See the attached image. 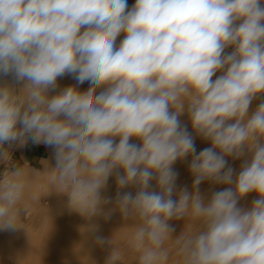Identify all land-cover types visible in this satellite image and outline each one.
<instances>
[{
    "label": "clouds",
    "instance_id": "1",
    "mask_svg": "<svg viewBox=\"0 0 264 264\" xmlns=\"http://www.w3.org/2000/svg\"><path fill=\"white\" fill-rule=\"evenodd\" d=\"M0 75L22 84H0V162L10 161L6 143L53 147L45 173L88 217L110 203L100 193L114 173L118 188L137 186L117 204L135 221L138 264H264V102L249 116L264 94V0H0ZM65 75L90 87L50 96ZM185 112L211 142L198 155ZM245 149L234 178L225 157ZM190 155L193 191L174 200L172 166ZM205 180L234 188L205 200ZM26 188L24 167L0 177V229L20 227ZM174 219L185 221L176 237ZM117 261L113 251L106 264Z\"/></svg>",
    "mask_w": 264,
    "mask_h": 264
},
{
    "label": "bare ground",
    "instance_id": "2",
    "mask_svg": "<svg viewBox=\"0 0 264 264\" xmlns=\"http://www.w3.org/2000/svg\"><path fill=\"white\" fill-rule=\"evenodd\" d=\"M131 2V1H130ZM129 2V3H130ZM133 3L131 4V5H134V3H135V1L133 0L132 1ZM127 3H128V1H127ZM131 5H130V7H131ZM231 51H233V48H231V47H229V48H227L226 49V52L227 53H230ZM9 77H12V76H9ZM0 78H2L1 77V75H0ZM5 78H7V77H5ZM13 78V77H12ZM0 81H1V79H0ZM3 81H6V80H4V76H3ZM13 81V79H11V83H13L12 82ZM2 82V81H1ZM7 82V81H6ZM9 83V82H8ZM14 83H16V82H14ZM2 84V83H1ZM4 84H6V83H4ZM18 84V83H17ZM10 85V84H9ZM57 85H58V87L55 89V90H53V91H50L49 92V95L50 96H52V95H56L59 91H61L63 88H66V87H68V86H76L77 88H78V90L79 91H86L89 87H90V84L89 83H87V81L86 82H84L83 84H78L77 83V81L74 79V77L73 76H63V77H60V78H58V80H57ZM11 86V85H10ZM12 87H15V85L13 86V84H12ZM18 87H19V84H18ZM16 88V87H15ZM18 89V88H17ZM98 91V90H97ZM261 102H264V94H261V95H258L255 99H253V101H252V103L250 104V107H249V116L251 115V114H253L254 113V111L256 110V108L258 107V105L261 103ZM185 118H187V120L185 119ZM179 119H180V121H181V125H182V127H185L186 129H187V131H188V133L192 136V138H193V141H194V145H195V149H196V153L195 154H199V152L200 151H202V150H204L205 148H209V147H211V142L210 141H207V140H205V139H203L201 136H199V135H197V133L194 131V129L192 128V125H191V122L189 121L190 120V118H189V115L187 114V112H185L184 114H182L180 117H179ZM117 142H118V138H117ZM130 142H132V143H137V144H139L140 142L138 141V140H136L135 138H133ZM48 147H51V146H48ZM52 148V147H51ZM51 148H49V149H51ZM246 151V150H245ZM22 154V153H21ZM246 155V154H245ZM249 155V153H247V156ZM191 158H192V156L190 155V156H187V157H185L184 159H178L174 164H173V170L178 174L177 175V178H176V181H175V183L176 182H178V183H181L182 184V186L185 188V189H187L189 192H192L193 190H192V185H193V181H194V179L195 178H193L192 176L190 177V174H191V172L190 171H186V167H184V166H187V164H190L191 163ZM243 158V157H242ZM244 158H246V157H244ZM243 158V159H244ZM193 159V158H192ZM239 159V161H240V158H237V160ZM243 159H241L242 161H244ZM247 159H249V157H247ZM50 161V160H49ZM48 163V158H46V160H45V162H43V163ZM227 162H228V160H227ZM51 163H53V167H52V169L55 167V161L54 162H50V163H48L47 165H50ZM47 165L46 166H43V167H47ZM228 165H230V164H228ZM189 166V165H188ZM226 166H227V164H226ZM182 167H184L183 168V170H181V171H177L178 170V168H182ZM229 167H231V165L229 166ZM48 169L50 168L49 166L47 167ZM46 168V169H47ZM51 169V168H50ZM49 169V170H50ZM51 169V170H52ZM233 169V168H232ZM25 170V169H24ZM43 170V172H44V174H45V171L46 172H51V171H49V170H45L44 171V169H42ZM189 170V169H188ZM29 172H31L30 170H29ZM36 172V171H35ZM38 172H39V174H38ZM40 170L38 169V171L36 172V174H38V175H43V177H44V174H40ZM119 172H120V174L122 175L123 174V172H122V170H119ZM32 173H30V175H31ZM26 175H27V188H26V192H25V197H24V201H23V204L26 206V208H27V210H29V206L31 205V204H33V203H35L34 201H36V197H37V194H38V191H41V192H43V193H45L46 194V196H47V198H48V196H51L49 199L51 200L52 198H54L53 197V193L55 192L54 190L56 189V187L58 188H61L62 189V187L59 185V184H57L54 180H53V178L51 177V178H48V176H45V177H47L48 179V181H49V179H51L52 181H53V184L52 183H50V184H52V185H49V188H50V186H51V190L53 189V188H55L54 190H52V192L53 193H51V195H47L48 193H50L51 192V190L48 188V186H47V184H46V186H47V188H45V190H46V192H45V190L43 189V190H39L36 186L38 185L36 182L37 181H43V179H44V181L43 182H47V180L45 179V177L44 178H42V177H40V176H38V175H35L36 177L38 176V178H39V180H35V176L34 175H32V177H30V175H28V173H26ZM47 175V174H46ZM29 177V178H28ZM33 177H35L34 178V180L32 179ZM40 178H42V179H40ZM32 180L33 182L34 181H36V182H34V184L36 183V185L34 186V187H32V184H33V182L31 183L29 180ZM50 180V182H52ZM28 181L31 183V184H28ZM211 182V181H210ZM208 180H205V181H203L200 185H199V192L200 191H202V190H206L207 191V195H208V197H207V195H205L206 193H203L205 196H203V198H208V199H210V197H211V195L213 194V193H215V191L217 190V191H220L219 189H221V188H223V189H221V190H224V189H226L227 188V186L224 188L223 186H219L218 185V187H217V189L215 188V190H214V187H213V189L212 188H210V187H212V182L210 183ZM49 183V182H48ZM177 183V184H178ZM33 184V185H34ZM175 185V186H180L181 188H182V186L181 185ZM186 186V187H185ZM213 186H214V184H213ZM37 188L38 189V191H36L35 192V190L33 189V188ZM180 187H174V192H173V196L175 197V200L176 199H178V193L181 191V190H184V188L183 189H180ZM60 189V190H61ZM50 190V191H49ZM149 190L150 191H159V188L157 187V183H156V180H155V178L151 181V184H150V186H149ZM192 190V191H191ZM56 191H59V189H56ZM138 191V188H137V186H134V185H130V186H126V187H124V188H118L117 187V183H116V174L114 173L112 176H110L109 177V179H108V181H107V185H106V187L105 188H103L102 190H101V196L102 197H104V198H109L110 199V203H108V204H103V205H101V211L98 213V214H96V215H94V216H92V217H96V216H98L99 218H100V220H101V218H103L104 220H106V219H108V224H106V223H104V224H106V225H103V226H101V224L99 223V222H97V219L99 220V218H95L93 221L94 222H96L97 223V226L95 225L96 223H94V222H92V226H96L98 229H96V232L93 230L94 228L92 227V230L94 231V233H92L93 235H91L87 240H85V242L86 243H84V239H83V241H81L80 239H82V238H80L78 235H76V234H78V233H75V234H72V233H74V231L73 230H71V231H73L71 234L72 235H70L69 237H66V236H63V235H60V234H58V235H60V236H54L52 239H53V241L54 242H52L53 243V245H52V243H47V242H49L47 239H46V236H47V234H49V227H51L52 228V226H53V228H58V230H59V232H60V230H63L64 228H65V230H67V231H69L68 229L70 228V225L71 226H73L72 224H69L70 222H75V223H77V221H79V220H84V219H91L90 217H88V216H86V215H83V214H81L80 212H78V211H75V210H71L70 208H69V210H64L65 212L66 211H68L66 214H65V216H64V218H67V219H65L66 221L67 220H69L70 222L67 224V226L66 225H63L64 223H65V220L63 221L62 220V218L60 219L59 218V216L57 215L58 213H57V211L59 210L58 208H56L57 206H61V204H63L64 203V205L66 206V202H68V200H69V197L65 194H62V197L61 198H57V195H56V198L57 199H55L54 198V200L52 201V203H50V204H48V203H46L45 202V204L46 205H49L48 207H49V209L45 212V207L46 206H43V204H42V206H40L39 205V203H38V205L40 206V207H38V209L37 210H39L38 211V213L40 214V213H43V211L47 214V216L49 215L50 217H47L46 218V215H43V214H35V216H34V213H33V217H29V218H31L32 220H27L28 222H33L34 223V225H36L38 222L40 223H38V226H40L39 228H38V231L40 230V232H38L37 231V233H36V231L34 232V230L35 229H31L32 227H31V225H29L30 226V228L29 227H27V229L29 230V229H31V230H29L28 231V235H24L23 234V228H25L26 226V223H28V222H26V223H24V222H21L20 223V227H17L18 228V230H20V228H21V232L20 231H18L17 230V228H14V229H0V239L2 240V241H0V248L3 250L2 252H4L6 249H8V250H10L11 248L14 250V247L16 246V247H19L18 245H16L17 243L20 245V249H22V244L23 243H25V246H26V243H27V248L26 247H24L23 246V249L25 248L27 251L26 252H28L29 251V247L30 248H32L33 249V251H34V254H35V252H36V250H35V248H33V247H36V245L35 246H33V245H29L28 244V242H29V239H32L31 238V236H33V234L35 235V233H36V235L38 236L39 235V233H40V235H39V237L38 238H40V239H43L41 242H43L44 241V243L45 244H43V246L42 247H44L45 245H46V243H47V245L48 244H51V245H48V247L49 246H51V247H49V249L47 248V247H45L46 249V252L45 251H43L44 252V254H45V256H51V257H49V258H45L46 259V263L47 264H52V262H50V263H48L49 262V260L50 261H53V260H51V259H56V257L55 256H57V255H59V256H61V253H63V252H70V253H72L73 252V250H74V247H77L78 246V244H79V242L78 241H80V244H82V246L85 244V245H88V244H90V245H94V247H95V245H96V247H95V249H93V251H96L95 253H97V254H92V253H85V252H87V251H85L84 253H81L80 252V250H81V248H79V253L80 254H78L77 253V255L75 254V256H73L74 257V264H106V261L108 260V258L110 257V255L112 254V252L114 251V250H117V249H119L118 251H119V253H118V251H115V253L117 252L118 254V256H119V261H117V264H134V262H133V256H135V255H133V254H136L135 253V251L132 249V247H131V236H132V226L134 225V223H135V221H133L132 219H124L123 217H122V215H121V213H120V211H119V208H118V204H117V195L119 194L120 196H122L124 193H128V192H131L132 193V195L133 196H135V194H136V192ZM216 191V192H217ZM41 192H39V193H41ZM55 194H58V193H56L55 192ZM39 195V194H38ZM64 195V196H63ZM58 196H59V194H58ZM253 197V196H252ZM252 197H250V199H252ZM257 198V197H256ZM48 199V200H49ZM207 199V200H208ZM245 198H242L241 200H244ZM250 199H249V201H250ZM38 200V199H37ZM58 200V201H57ZM241 200H239V201H241ZM247 202L248 204H252V201H250V202ZM53 202L56 204V203H58L56 206H55V204L54 205H52L53 204ZM242 202V201H241ZM245 202V200L243 201V203ZM87 204V203H86ZM239 204V203H238ZM240 204H242V203H240ZM243 205V204H242ZM51 206L53 207V206H55V208L57 209H54V207L53 208H51ZM63 206V205H62ZM64 206V207H65ZM80 206V205H79ZM82 206V205H81ZM36 207V206H35ZM45 209H43V208ZM67 207V206H66ZM87 207H88V204H87ZM250 207V206H249ZM40 208V209H39ZM248 208V207H247ZM50 209L51 210H55L54 212V215H53V213H52V216H54V217H52L51 216V213L49 214V211H50ZM61 209V208H60ZM63 209H66V208H63ZM63 209H61V210H63ZM83 209V208H82ZM36 208H35V213H36ZM42 212H41V211ZM92 210V205L90 204L89 205V208H88V210L86 211V212H90ZM34 211V210H33ZM60 211V210H59ZM85 211V210H84ZM53 212V211H52ZM22 213H23V210H22ZM22 213H21V215H22ZM30 214V213H29ZM25 215V214H24ZM32 214H30V216H31ZM58 217H57V216ZM63 215H64V212H63ZM23 216V215H22ZM37 216H39V218L40 219H38L37 218V220L35 221V219H36V217ZM42 216V217H41ZM45 216V217H44ZM56 216V217H55ZM26 217V216H25ZM24 217V218H25ZM35 217V218H34ZM22 218V217H21ZM42 218V219H41ZM50 220H49V219ZM59 218V220L58 221H54V219L55 220H57ZM106 218V219H105ZM45 219H47V220H45ZM88 219V220H89ZM93 219V218H92ZM48 220H49V222H48ZM24 221V220H23ZM38 221V222H37ZM45 221H47L46 223H45V225H44V222ZM59 221H63L62 223H60ZM92 221V220H91ZM91 221L89 222V223H91ZM174 221H176L177 222V220H174ZM30 222V223H31ZM35 222H36V224H35ZM42 222V223H41ZM56 222V223H55ZM60 224H59V223ZM83 222H85V221H83ZM87 222V221H86ZM85 222V223H86ZM33 223H32V226H33ZM100 224V226H98L99 224ZM170 223V225L174 228V232L172 233V235L173 236H175L176 235V233H178V231L176 232L175 230L177 229V227H176V229H175V225L173 226V224L175 223V222H169ZM173 223V224H172ZM47 224V225H46ZM54 224V225H53ZM176 224V223H175ZM28 225V224H27ZM41 225H43V226H41ZM78 225V224H77ZM87 225V224H86ZM177 225V224H176ZM85 226V225H84ZM44 227H46V228H44ZM88 227V226H87ZM180 229H181V226H178ZM189 227H191L190 225H189ZM44 228V229H43ZM68 228V229H67ZM73 228V227H72ZM74 228H76V225L74 226ZM85 228V227H84ZM178 228V229H179ZM183 229H184V227H182ZM43 229V230H42ZM77 229V228H76ZM89 229V228H88ZM32 230H33V232H32ZM42 230V231H41ZM46 230L48 231V232H46ZM65 230H63V231H65ZM79 230V229H78ZM86 230V229H85ZM90 230H91V227H90ZM91 230V231H92ZM46 232V233H43V232ZM63 231H61L62 233H65V232H63ZM84 231V230H83ZM87 232H88V230H86ZM86 231H85V233H86ZM92 231V232H93ZM51 232H53V231H51ZM78 232V231H77ZM90 232V231H89ZM33 233V234H32ZM32 234V235H31ZM54 234H56L55 232H54ZM35 235V236H36ZM90 234H88V236H89ZM53 236V235H52ZM81 236V235H80ZM176 236H179V235H176ZM175 236V237H176ZM98 237H103V238H105V242L104 243H99L98 242V240H97V238ZM84 238H85V236H84ZM111 238H112V241H111V243L109 242L110 240H111ZM33 241V240H32ZM38 241V240H37ZM46 241V242H45ZM40 242V240L38 241V243ZM40 242V243H41ZM78 242V243H77ZM82 242V243H81ZM31 243V242H30ZM33 243V242H32ZM31 243V244H32ZM88 243V244H87ZM37 244V243H36ZM46 245V246H47ZM77 245V246H76ZM40 246V244L38 245V251H41V246ZM89 246V245H88ZM87 246V247H88ZM90 247V246H89ZM93 247V248H94ZM17 249V248H15V249H17V251L18 252H16V251H12V250H10V251H7L8 253H9V255L11 254V253H13V256L11 255V257H13V258H15L16 256H14V255H16V253H18L17 254V256L19 255V258L18 259H20L21 257H20V253L23 251V250H20V249ZM36 248V249H37ZM85 248V246L83 247V249ZM92 248V247H91ZM0 249V250H1ZM24 249V250H25ZM83 249H82V251H83ZM88 249V251H90L89 250V248H87ZM20 250V251H19ZM49 250V251H48ZM97 250L100 252L101 251V253H103V254H99V252H97ZM121 250L124 252L122 255H121ZM12 251V252H11ZM31 251V250H30ZM33 251H31V253L33 252ZM75 251H77V250H75ZM91 251H92V249H91ZM90 251V252H91ZM1 252V251H0ZM11 252V253H10ZM16 252V253H15ZM20 252V253H19ZM25 252V253H26ZM78 252V251H77ZM106 252H109V253H106ZM24 252H22L21 253V256L23 257L25 254H23ZM39 253H40V255H39ZM39 253H37L36 252V254H38L39 256H38V258H36V256L32 253V255H34V256H32V257H35V259L37 260V261H39L38 259L39 258H41V255H42V253L41 252H39ZM74 253V252H73ZM1 254H3V253H1ZM0 254V255H1ZM4 254H6V252H4ZM23 254V255H22ZM30 253L28 252V256H27V253H26V255H25V259H26V263H24L21 259H20V264H22V262H23V264H27L28 263V260H29V256L31 255H29ZM72 255V254H71ZM123 255H125L124 257H123ZM138 255V254H137ZM52 256H54L55 258H53ZM91 256H94V257H92V258H94L93 259V262L91 261ZM5 257H7V254H6V256ZM4 257V258H5ZM27 257V258H26ZM31 256H30V258L31 259H33ZM61 257H63V256H61ZM61 257L59 258V262H60V259H61ZM12 258V259H13ZM24 258V257H23ZM22 258V259H23ZM51 258V259H50ZM57 258H58V256H57ZM64 258V257H63ZM124 260H123V259ZM11 259V258H10ZM11 259V260H12ZM17 259V258H16ZM25 259H23V260H25ZM30 259V261H34V260H31ZM42 259V258H41ZM47 259H49V260H47ZM65 259V258H64ZM132 259V260H131ZM135 259V258H134ZM4 259H2V261H3ZM5 260H6V258H5ZM3 261V262H5L6 264H7V262L9 261V258L7 257V261ZM71 260H72V258H71ZM57 261V260H56ZM56 261H54V263L56 262ZM63 261V260H62ZM0 262H1V260H0ZM10 262V261H9ZM14 262H16V261H12V263H14ZM18 262V263H19ZM44 261H42V263H43ZM58 262V261H57ZM58 262V263H59ZM66 262V261H65ZM82 262V263H81ZM2 263V262H1ZM0 263V264H1ZM4 263V264H5ZM29 263H31V262H29ZM40 263V262H39ZM45 263V264H46ZM66 263H68V262H66ZM3 264V263H2ZM9 264H11V262L9 263ZM14 264H16V263H14ZM32 264V263H31ZM36 264V263H35ZM41 264V263H40ZM59 264H63V262H60ZM68 264H70V263H68Z\"/></svg>",
    "mask_w": 264,
    "mask_h": 264
},
{
    "label": "rangeland",
    "instance_id": "3",
    "mask_svg": "<svg viewBox=\"0 0 264 264\" xmlns=\"http://www.w3.org/2000/svg\"><path fill=\"white\" fill-rule=\"evenodd\" d=\"M127 1H128V7L131 8V7H132L131 4L133 3V2H132L133 0H127ZM130 1H131V2H130ZM134 1H135V0H134ZM129 2H130V3H129ZM130 5H131V7H130ZM122 39H123V35H121L120 37H118V39H117V43H119V41L122 40ZM220 74H221L220 72H217L216 75L213 77V80L216 79V77L219 76ZM9 76H12V75L4 76V80H6V81H7V82H6V81H3V76L1 75L2 78H0V79H1L2 82L0 81V84H1V83H2V84L6 83V85H9V84H10L11 86H12V84H13V86L15 85L16 89L18 88L17 90H19V88L22 86V84L18 83V84H19V87H18V84H17V82L15 81L14 77L12 76V77H13V78H12V77H9ZM65 76H72V75H65ZM5 77H7V78H5ZM11 79H13V81H12L13 83L10 82ZM8 82H9V83H8ZM14 82H16V83H14ZM87 83H89V82H87ZM15 87H14V88H15ZM98 92H99V89H98ZM185 119L187 120V118H185ZM189 121H190V120H189ZM190 122H191V121H190ZM5 148H6V149L8 150V152L10 153V161H8V162H0V177H2L3 173H4L6 170L11 169V168H14V167H24V169H25V175H26V173H28V175H30V173H32V174L30 175V177H32V175H34V176H35V175H38L39 172H38V174H36V172L38 171V169L41 171L40 174H41V173L44 174V172H43L42 169H44V171H45V170H49L50 168L52 169V167H53V163H51L50 165H47V164L50 163L51 161H52V162L55 161V158H54V148H53V147H52V148H51V147H48L47 145H45V144H43V143H39V144L33 143L30 139H29L28 142H27L25 145H23V146H21L19 143H13L11 146H9V145L6 143V144H5ZM49 148H51V149H49ZM245 150H246V151H245V154H246L245 157H246V158L249 157V159H250V158H251V155L249 154V155L247 156V153H248V152H247V149H245ZM21 153H22V154H21ZM46 158H48V163H47V162H46V163H43V162H45ZM192 158H193V156H192ZM192 158H191V160H192ZM243 158H244V157H243ZM243 158L241 157V158H240V161H239V159L237 160V158H233V157H231V156L225 157L226 161L228 160L226 168L229 167V166L231 165V168H233V175H234V178H235V176H237V175L239 174V171L241 170V165L243 164V161H242L241 159H243ZM244 159H245V158H244ZM244 159H243V160H244ZM49 160H50V161H49ZM191 160H190V161H191ZM228 164H230V165H228ZM46 165H47V167L49 166L50 168L48 169V168L46 167V168H47V169H46L45 167H43V166H46ZM188 165H190V164H187V166H184V167H186V168H185L186 171H190V170H188V169H189V166H188ZM184 167H182V168H178L177 171H181V170H183ZM51 169H50L49 171H51ZM29 170H30L31 172H29ZM33 170L36 171V172H33ZM45 172H46V171H45ZM38 176H40V177H42V178H44L45 176H48V178H51L50 175H48V174L46 175V173L44 174V177H43V175H38ZM38 176H37V177L35 176L36 178L33 177L32 179L34 180V178H35V180H36V179L38 178ZM191 176L193 177L192 174H190V177H191ZM26 177H27V175H26ZM28 178H29V177H28ZM42 178H40V179H42ZM48 178L45 177L46 180H47ZM193 178H195V177H193ZM26 179H27V178H26ZM37 180H39V178H38ZM50 180H51V179H49V181L47 180V182H46V181L43 182V181H44V179H43V181H42V180H41V181L39 180V181H37V182H36V181H34V182H36V183L38 184L36 187H37L39 190H43V189L45 190V188H47V186H48V188H49V185H52V184H53V181L51 180L52 182H50ZM29 181H30L31 183L33 182L31 179H30ZM29 181H28V184H31ZM34 182H33V184H34ZM48 182H49V183H48ZM209 182H210V181H209ZM36 183H35L34 185L32 184V187H34V186L36 185ZM50 183H52V184H50ZM177 183H178V182H176L175 185H176ZM210 183H211V182H210ZM46 184H47V186H46ZM178 184L182 186L181 183H178ZM178 184H177V185H178ZM213 184H214V186H213ZM211 185H212V187H210V188L213 189V187H214V190H215V188L217 189L218 185H219V186L221 185V186H223L224 188L227 186L226 184H216V183H213V182H212ZM221 186H220V187H221ZM36 187L33 188V189L35 190V192L38 191V189H37ZM174 187H177V188H178V187H180V186H174ZM185 187H186V186H185ZM228 187H233V188H234V185H228L227 188H228ZM50 188H51V186H50ZM50 188H49V189H50ZM183 188H184L183 186H182V188L180 187V189H183ZM54 189H55V188H53L52 190H54ZM56 189H59V191H60L61 188H59V187L57 188V187H56ZM56 189H55L54 191H55L56 193H58L59 196H58V194H55L54 191H53V192H54V193H53L51 189H50L51 192L48 193L47 195H51V193H53L52 195H53V197H54L55 199H57L58 197L61 198L63 193H59V192H57ZM184 189H185V188H184ZM221 189H223V188H221ZM221 189H219V190L222 191ZM46 190H47V189H46ZM46 190H45V192H46ZM50 190H49V191H50ZM61 190H62V189H61ZM192 190H193V188H192ZM192 190H191V191H192ZM217 190H218V189H217ZM217 190H216V191H217ZM216 191H215V192H216ZM39 192H41V191H38V194H39V195L37 194L36 201H34L35 203H33V204H31V205L29 206L30 208H29V210H27V212H26V211H23V213H22L23 216H22V218H21V222L26 223V222H28L29 220H32V219L29 218V217H33V213H34V216H35V214H39V213H38L39 210H37V209H38V207L42 206L43 203H44L43 206H46V207H45L46 210L42 207V208L45 210V212L49 209L50 206H49V205H46L45 202L47 201L46 203L50 204V203H52V201L54 200V198H52L53 200H52V199L50 200L49 198H50L51 196H48V198H47L46 194L43 193L44 191L41 192V193H39ZM217 192H218V191H217ZM46 193H47V192H46ZM203 193H206L205 195H207V191H206V190H202V191H200V194H201L202 197L205 196ZM56 195H57V198H56ZM64 195H65V194H64ZM64 195H63V196H64ZM252 196H253V197H252ZM207 197H208V195H207ZM250 197H252V199H250ZM256 197L258 198L257 193L252 192V193L248 194L247 196L243 197V198H245V199H244V200H245L244 203H243L244 200H241V199H242V198H241L240 200H241L242 202L239 201V202H238V203H239L238 206H239V207H242V208H245V209H247V207L250 208V207H251V203L248 204L247 202L249 201V199H250V201H253V200L257 199ZM172 198L175 200V197H174V196H173ZM37 199H38V200H37ZM48 199H49V200H48ZM204 199L207 200L208 198H207V199L204 198ZM54 201H55V200H54ZM57 201H58V200H57ZM250 201H249V202H250ZM37 202L39 203V205H40V204H41V205L39 206ZM66 203H67V204H66L67 207L64 205V203L61 204V206H57V207H56V208H58V209L60 210V211H59V210L57 211V213H58L57 215L59 216L60 219L62 218V220H63V219H64V220L67 219V218H64L65 214L68 212V211L65 212L64 210H69L68 202H66ZM240 203H242L243 205L240 204ZM54 204H55V203L53 202L52 205H54ZM57 204H58V203H56L55 206H56ZM50 205H51V204H50ZM62 205H63V206H62ZM81 205H82V206H81ZM81 205H80L81 209L83 208L82 210L87 211L88 208H89V205H90V204H88V207H87V204H86V203L81 204ZM35 206H36V207H35ZM48 206H49V207H48ZM55 206H53L54 209H56ZM64 206H65V207H64ZM249 206H250V207H249ZM53 207L51 206V208H53ZM35 208H36V210H37L36 213H35ZM60 208H61V209L66 208V209L61 210ZM39 209H40V208H39ZM54 209H53V210L50 209V211H49V214L51 213V216H52V213H53V215H54V213H55V212H54V211H55ZM33 210H34V211H33ZM56 210H57V209H56ZM40 211H41V210H40ZM52 211H53V212H52ZM32 212H33V213H32ZM41 212H42V211H41ZM45 212L43 211V213H40V214L46 215V218H47V217H50L49 215L47 216L48 213L46 214ZM47 212H48V211H47ZM63 212H64V215H63ZM29 213L32 214V215L30 216ZM24 214H25V215H24ZM40 214H39V215H40ZM57 215H56V216H57ZM25 216H26V217H25ZM56 216H55V217H56ZM58 216H57V217H58ZM24 217H25V218H24ZM41 217H42V216H41ZM44 217H45V216H44ZM52 217H54V216H52ZM65 217H66V216H65ZM34 218H35V217H34ZM37 218L40 219L39 216H37L36 219H35V221L37 220ZM59 218H58L57 220L54 219V221H58ZM90 218H91V219L88 218L89 220H88V219L79 220V221H77V223H75V222H70V221H69L70 219L67 220V221L65 220V223L63 222L64 220H63V221H59L60 223L63 222V223H64L63 225H66V226H67V224H68L69 222H70L69 224H72V225L74 224V225H73V226L70 225V228H69V229L67 228L69 231L65 230V228H64L63 230H65V231L60 230V232H59L58 228H53V226H52V228L49 227V230H50V231H49V234H47L46 239H47L48 241H49V240H50V241L47 242V243H52V242H54L53 239H52L54 236H60V235H63V236L69 237L70 235L75 234V233H78V234H76V235H78L80 238H82V239H80L81 241H83V239H84V243H86L85 240H87L91 235H93L92 233H94V231L96 232V229H98V228L96 227V226H97V223L94 222V221L96 220L95 218H99V217L96 216L95 218H94V217H90ZM92 218H93V219H92ZM41 219H42V218H41ZM48 219H49V218H48ZM94 219H95V220H94ZM105 219H106V218H105ZM23 220H24V221H23ZM27 220H28V221H27ZM45 220H47V219H45ZM49 220H50V219H49ZM49 220H48V222H49ZM91 220H92V221H91ZM93 220H94V221H93ZM174 220H175V219H174ZM174 220H171V221H172V222H175V223L177 224V225H176L175 223H174V224L172 223L173 226L175 225V226H174L175 229H176V227H177V229H176L175 231L177 232V231L179 230L178 233H176V235H180L181 232L184 230L182 227L185 228V221H184L183 219H181V220H177V222L174 221ZM32 221H33V220H32ZM83 221H85V222L87 221V222L85 223V222H83ZM90 221H91V223H89ZM171 221H169V222H171ZM30 222H31V221H30ZM30 222L26 223V225H25L26 227L23 228V230H22L24 235H28V231L31 230V229H35L34 232L36 231V233H37L38 228L40 227V226H38V223H39L38 221H37V222H38L37 224H36V222H35L36 225H34L33 222H31V223H30ZM46 222H47V221L44 222V225H45ZM59 222H58V223H59ZM67 222H68V223H67ZM92 222L96 223V224H95L96 226H92V225L94 224V223L92 224ZM97 222H99V223L101 224V226L106 225V224L109 223V222H108V219L104 220L103 218H101V220H100V218H99V220L97 219ZM32 223H33V226H32ZM41 223H42V222H41ZM49 223H50V222H49ZM55 223H56V222H55ZM60 223H59V224H60ZM99 223H98V224H99ZM104 223H106V224H104ZM27 224H28V225H27ZM39 224H40V223H39ZM77 224H78V225H77ZM86 224H87V225H86ZM91 224H92V225H91ZM100 224H99L98 226H100ZM102 224H103V225H102ZM29 225H31L32 228L28 230L27 227L30 228ZM46 225H47V224H46ZM53 225H54V224H53ZM75 225H76V228H77V229L74 228ZM84 225H85V226H84ZM189 225H190V226H193V225H191V224H189ZM41 226H43V225H41ZM87 226H88V227H87ZM178 226H181V229H180ZM72 227H73V228H72ZM84 227H85V228H84ZM90 227H91V230H92V227L94 228V229H93L94 231L92 230L93 232L90 230ZM44 228H46V227H44ZM44 228H43V229H44ZM88 228H89V229H88ZM178 228H179V229H178ZM43 229H42V230H43ZM78 229H79V230H78ZM85 229L88 230V232H87ZM17 230H18V228H17ZM42 230H41V231H42ZM71 230H73L74 233H72L73 231H71ZM83 230H84V231H83ZM18 231L21 232V228H20V230H18ZM51 231H53V232H51ZM61 231L65 232V233H62ZM77 231H78V232H77ZM85 231H86V233H85ZM89 231H90V232H89ZM29 232H30V231H29ZM32 232H33V230H32ZM38 232H40V230H39ZM46 232H48V231L46 230ZM46 232L44 231L43 233H46ZM54 232H55L56 234H54ZM21 233H22V232H21ZM36 233H35V235H36ZM71 233H72V234H71ZM32 234H33V233H32ZM32 234H31V235H32ZM58 234H60V235H58ZM88 234H90V235L88 236ZM29 235H30V234H29ZM29 235H28V236H29ZM35 235L33 234V236H31L32 239H29L28 244H29V245H33V246L36 245V247H33V248H35V250H36L37 253H39V252L42 253V255H41V258H42V259L39 258V259H38L39 261H37V260L35 259V257H32V256L35 255L36 258H38V256L40 255V253H39V255L36 254V252H35V254H34L33 249L29 247V248H28V249H29L28 252L31 254V255H30V254H29V255H30L33 259H31L30 256H29V260H28V263H27V264H31V263H32V264H35V263H36V264H40V263H41V264H45V263L47 262L45 258H49V257H51V256H49V257H48V256H45V254H44L43 251L46 252V250H45L46 248H45V247H47V248L49 249V247H51V246L48 247V245H51V244H48V245H47V243H46L47 246L45 245L44 247H42L43 244H45V243H44V241L41 242L43 239L38 238L39 235H40V233H39L38 236H37V235L35 236ZM52 235H53V236H52ZM80 235H81V236H80ZM176 235H175V236H176ZM84 236H85V238H84ZM86 236H87L88 238H87ZM175 236H173V237H175ZM32 240H33V241H32ZM37 240H38V241L40 240L41 243H40V242L38 243ZM0 241H2V240L0 239ZM30 242H31V243L33 242V243L31 244ZM45 242H46V241H45ZM78 242H79L78 246L76 245L77 247H74V250H73L74 253H73V252H72V253H70V252H63V253H61V256H63L65 259H64L63 257L59 256V255H60V254H59V255H57L58 258H57V256H55V257H56L55 260L50 258V259L53 260V261H50L49 259H47V260H49L48 263L52 262V264H59L60 262H63V264H68V263H70V264H74V257H73V256H75V254L77 255V253L80 254V253H79V248H81V250H80L81 253H84L85 251H87V252H85V253H88V254H89V253L97 254V253H95L96 251H93V249H95L96 245H95V247H94V245H90V244L87 243L90 247H89L88 245H85V244L82 246V244H80V241H78ZM78 242H77V243H78ZM36 243H37V244H36ZM81 243H82V242H81ZM39 244H40V246L42 245L41 248H40L41 251H38V248H37ZM16 245H18V246L20 247V245H19L18 243H17ZM22 245H23L24 247L27 248V243H26V246H25V243H23ZM52 245H53V243H52ZM23 246H22V249H20L19 247H16V246H15V247H14V250H13L12 248H11L10 250L18 252L17 249L19 248L20 250H23V251H22V252H24L23 254L26 255V253H27V256H28V252H26L27 250H26L25 248H24L25 250L23 249ZM40 246H39V247H40ZM84 246H85V248L83 249ZM87 246H88V247H87ZM0 247H1V246H0ZM91 247H92V248H91ZM93 247H94V248H93ZM15 248H17V249H15ZM36 248H37V249H36ZM87 248H89L90 251H91V249H92V251H91V252L88 251ZM0 249H1V248H0ZM82 249H83V251H82ZM10 250L6 249L4 252H6L7 257L9 258V261L11 262V264H14V263H16V264H20V262H19L20 259H21L23 262L25 261L24 263H26L25 255L23 256L24 258L21 256V253H22V252H21V253L19 252L21 258L18 259V258H19V255L17 256L18 253H16V252H15L16 255H14V256H16L15 258L11 257V255L13 256V253H11L12 251L10 252L11 254L9 255V253H8L7 251H10ZM20 250H19V251H20ZM30 250L33 251L32 253H33L34 255H32V253H31ZM75 250H77L78 252L75 251ZM95 250H96V249H95ZM118 250H119V249L114 250V251H118ZM0 251H1L0 254L3 253V254L0 255V260H1V262L4 264L5 262H3V261L5 260V258H6L5 261H7V257H5L6 254H4V252H2V251H3L2 249H1ZM48 251H49V250H48ZM25 252H26V253H25ZM97 252H99V251L97 250ZM100 253H101V251L99 252V254H100ZM103 253H104V252H103ZM103 253H101V254H103ZM106 253H109V252H106ZM112 253H113V252H112ZM118 253H119V251H118ZM118 253L116 252L115 254H118ZM123 253H124V252L121 250V255H122ZM23 254H22V255H23ZM71 254H72V255H71ZM118 255H119V254H118ZM133 255H135V256H133V262H134V264H138V255H137V253H136V254H133ZM124 256H125V255H123V257H124ZM4 257H5V258H4ZM39 257H40V256H39ZM52 257L55 258L54 256H52ZM60 257H61V259H60V262H59V258H60ZM92 257H94V256H91V261L93 262V259H94V258H92ZM10 258H11V259L13 258V259L11 260ZM16 258H17V259H16ZM22 258L25 259V260H23ZM26 258H27V257H26ZM71 258H72V260H71ZM134 258H135V259H134ZM2 259H4V260L2 261ZM30 259H31V260H34V259H35V260H34V261H30ZM122 259H123V258H122ZM124 259H125V258H124ZM124 259H123V260H124ZM18 260H19V261H18ZM56 260H57L59 263H58ZM62 260H63V261H62ZM131 260H132V259H131ZM9 261L7 262V264L10 263ZM12 261H16V262L12 263ZM42 261H44V262L42 263ZM45 261H46V262H45ZM54 261H56V262L54 263ZM65 261L68 262V263H66ZM1 262H0V263H1ZM18 262H19V263H18ZM23 262H22V264H23ZM29 262H31V263H29ZM39 262H40V263H39ZM2 263H1V264H2ZM81 263H82V262H81ZM5 264H6V263H5ZM46 264H47V263H46ZM50 264H51V263H50Z\"/></svg>",
    "mask_w": 264,
    "mask_h": 264
}]
</instances>
